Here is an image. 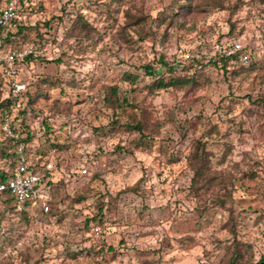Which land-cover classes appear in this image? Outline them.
Wrapping results in <instances>:
<instances>
[{
  "label": "rangeland",
  "instance_id": "1",
  "mask_svg": "<svg viewBox=\"0 0 264 264\" xmlns=\"http://www.w3.org/2000/svg\"><path fill=\"white\" fill-rule=\"evenodd\" d=\"M23 4V23L36 25L18 45L48 53L20 64L24 88L0 107V144L4 119L19 136L12 151L30 136L49 211L16 212L0 196V264H229L236 249L243 264L264 257V0ZM233 39L252 57L224 69L214 48ZM161 62L191 81L153 88L145 67ZM137 123L143 139L127 128ZM198 139L217 178L196 192L188 158Z\"/></svg>",
  "mask_w": 264,
  "mask_h": 264
},
{
  "label": "built area",
  "instance_id": "2",
  "mask_svg": "<svg viewBox=\"0 0 264 264\" xmlns=\"http://www.w3.org/2000/svg\"><path fill=\"white\" fill-rule=\"evenodd\" d=\"M25 0H0V72L3 76L6 88L13 95H17L24 84L19 80L20 64L27 58L45 57V48L37 46H24L17 49H6L3 39L8 29L14 28L23 16V3ZM215 55L221 60H226L232 65L246 66L252 57L250 48L244 47L240 39L228 40L222 46L214 48ZM178 55L186 60H192L190 54L182 49ZM2 130L9 138L18 139V134L13 131L8 119L2 122ZM16 166L11 177L6 182L0 183V193L7 191L14 197V206L18 211L24 210L26 206H38L42 212L49 211V204L43 194L41 175L35 167L30 164L25 155L23 143L16 145Z\"/></svg>",
  "mask_w": 264,
  "mask_h": 264
},
{
  "label": "trees",
  "instance_id": "3",
  "mask_svg": "<svg viewBox=\"0 0 264 264\" xmlns=\"http://www.w3.org/2000/svg\"><path fill=\"white\" fill-rule=\"evenodd\" d=\"M31 10V6L30 4H23V16L22 18L18 21L17 25L12 28V29H8L5 33L4 39H3V46L6 49H17L20 48L22 46H24L23 44H20V39H25L26 37H29V34L26 32V30H32V25H36V24H24L23 22L25 19V12ZM81 19V18H80ZM80 21V20H78ZM82 23L81 27H85L86 25H88L86 23V21L80 22ZM28 27V28H27ZM36 36L38 37L37 39H34V41L38 44L43 46L44 42H40L41 41V34H39L38 32H36ZM29 62V61H34L31 58H27L24 62ZM162 63V62H161ZM226 60H223V65L222 67L224 69H226L227 64H226ZM175 67L172 64H167L166 62H163L161 65V68H159V70L153 68L152 66H146L145 67V71L146 74L149 75L151 77V86L153 88H167V87H175V86H179L182 84H186L188 82L191 81L190 78H184L181 76H176V75H171L170 73L175 71ZM165 72H167L168 74H170L168 76V78H165ZM115 92L114 88H111V93L113 94ZM24 93V91L21 92V94ZM18 96L17 95H13L12 93H10L8 91V89L5 86L4 83V79L3 76L0 72V107L4 108V109H9L11 107L12 104H15L18 100ZM107 101L111 102L112 99H108ZM117 101V100H115ZM119 102V101H118ZM125 103V100L123 99L121 101V104ZM120 103H117V105H121ZM18 105V103H17ZM128 129H135L140 133V137L141 139L145 138L146 135L142 132V128L141 125L139 123L134 124V125H127ZM30 139V136H27V138H23V139H19L20 143L24 144L25 147V155L27 152V144L26 142H28ZM12 139H6L5 142L0 144V154L2 155V157H4L6 163H8V168L5 170L0 169V183L1 182H6L9 177H11L12 175V171L16 166V159H17V155H16V150H11V146L10 143ZM210 153L207 150L206 147V142L202 141L200 139L196 140L193 143V149L189 155V164H190V169L192 171V177H191V182H192V188L194 191H199L200 189H204L207 188L208 186L212 185V183L215 181V179L217 178V176L215 174H213L210 170V166H209V161H210ZM27 160H28V156L26 155ZM29 162V161H28ZM46 167L47 165L44 164ZM36 167V164H35ZM36 169V168H35ZM46 169V168H45ZM37 171V170H36ZM39 174L40 172L37 171ZM45 172H48V170L46 169ZM41 175V174H40ZM41 183L43 184V176L41 175ZM44 187H42L43 189ZM0 196L3 197L4 201H6V203L8 204V206L10 208H12L14 211L16 212H24L25 210H21L18 211L15 209L14 206V197L9 194L7 191L1 192ZM46 200L49 204V198L46 196ZM218 201L221 203V205H224V200L222 199H218ZM99 210L100 213L102 212V206H99ZM235 242V246H237V240L234 239ZM109 249H112V247L109 246ZM264 260V257L260 258L258 261L254 262L253 264H257L258 262ZM229 264H243L241 261V255L240 252H238V250H234L229 258Z\"/></svg>",
  "mask_w": 264,
  "mask_h": 264
},
{
  "label": "water",
  "instance_id": "4",
  "mask_svg": "<svg viewBox=\"0 0 264 264\" xmlns=\"http://www.w3.org/2000/svg\"><path fill=\"white\" fill-rule=\"evenodd\" d=\"M257 264H264V260L258 262Z\"/></svg>",
  "mask_w": 264,
  "mask_h": 264
}]
</instances>
